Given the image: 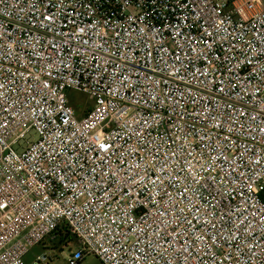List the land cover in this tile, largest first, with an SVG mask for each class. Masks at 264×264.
Wrapping results in <instances>:
<instances>
[{"label": "built area", "instance_id": "obj_1", "mask_svg": "<svg viewBox=\"0 0 264 264\" xmlns=\"http://www.w3.org/2000/svg\"><path fill=\"white\" fill-rule=\"evenodd\" d=\"M62 234L264 264V0H0V264Z\"/></svg>", "mask_w": 264, "mask_h": 264}, {"label": "rangeland", "instance_id": "obj_2", "mask_svg": "<svg viewBox=\"0 0 264 264\" xmlns=\"http://www.w3.org/2000/svg\"><path fill=\"white\" fill-rule=\"evenodd\" d=\"M75 99L81 103H84L85 106H91V102L89 101V97L84 94L72 93ZM78 116H83V111L81 109L77 110ZM71 239V238H70ZM69 239V240H70ZM68 240V241H69ZM72 240V239H71ZM73 241V240H72ZM68 245V246H67ZM43 246L35 247L29 255L26 257V262L31 263L37 259L38 256H42L45 253L51 257H55L56 260L53 264H65L66 256L70 253H77L80 249L77 241H73L68 244L59 245L57 243H53L51 241H47ZM83 264H102L101 261L94 257H88Z\"/></svg>", "mask_w": 264, "mask_h": 264}, {"label": "trees", "instance_id": "obj_3", "mask_svg": "<svg viewBox=\"0 0 264 264\" xmlns=\"http://www.w3.org/2000/svg\"><path fill=\"white\" fill-rule=\"evenodd\" d=\"M69 235L62 234L59 238H57L55 241H52L53 243H57L59 245H64L73 242ZM69 240V241H68ZM68 246V245H67Z\"/></svg>", "mask_w": 264, "mask_h": 264}]
</instances>
